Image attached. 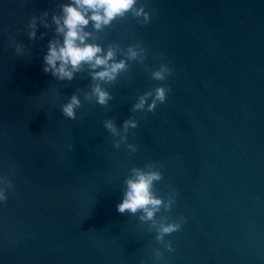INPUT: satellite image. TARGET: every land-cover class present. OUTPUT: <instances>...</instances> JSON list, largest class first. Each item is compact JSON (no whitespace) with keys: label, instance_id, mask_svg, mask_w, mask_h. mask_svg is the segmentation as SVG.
<instances>
[{"label":"water","instance_id":"obj_1","mask_svg":"<svg viewBox=\"0 0 264 264\" xmlns=\"http://www.w3.org/2000/svg\"><path fill=\"white\" fill-rule=\"evenodd\" d=\"M63 2L0 0V174L15 186L0 204V264H264V0H139L148 24L129 14L97 34L105 49L148 50L105 85L107 107L84 100L86 74L68 82L43 71L51 30L27 36L30 15ZM162 62L174 73L155 81ZM161 85L171 91L154 113L131 111ZM73 93L75 121L60 111ZM129 118L138 127L115 149L103 121L123 132ZM149 163L163 173L155 194L175 200L157 221L182 225L164 238L172 251L151 222L116 208L130 169Z\"/></svg>","mask_w":264,"mask_h":264},{"label":"clouds","instance_id":"obj_2","mask_svg":"<svg viewBox=\"0 0 264 264\" xmlns=\"http://www.w3.org/2000/svg\"><path fill=\"white\" fill-rule=\"evenodd\" d=\"M28 0H24L27 3ZM139 0H66L58 5L59 12L43 11L39 16L30 15L26 22V33L30 41H35L39 26L52 31L53 35L47 43V51L43 55V71L51 73L58 81L72 82L77 74H86L91 80L90 90L84 92V100L94 101L96 104L107 107L113 99L105 85L114 84L122 75L127 74L130 62L144 65L148 50L142 42L127 46L126 50L120 45H109L105 49L97 42L99 33L123 20L129 14L142 24H148L151 15L145 6L137 7ZM48 33L40 34L43 39ZM8 46L14 49L17 56L27 55L31 59L30 51L25 45L17 43L15 38L9 40ZM174 73V68L167 63H160L159 67L150 71V78L155 81H165ZM77 89V92H80ZM170 88L161 85L138 95L132 112L154 113L158 105L166 102ZM82 107L80 96L73 93L66 103L61 104L62 115L71 120H77V110ZM104 128L113 136V147L119 149L122 142L128 139L129 129L138 127V122L132 118L123 122L122 129L117 128L115 121L105 119ZM131 152L137 150L134 144H127ZM15 175V168L9 169ZM130 176L125 180V189L121 202L116 205L118 213L137 215L139 220L156 229V240L163 244L168 251H172L170 242L164 238L173 232L179 231L181 222H167V218L157 221V213L161 209L170 211L175 203L174 198L165 201L154 192L156 182L163 179V173L154 164L149 163L145 168L133 167ZM15 191V186L9 176L0 174V204H6L8 192ZM159 257V250L155 252Z\"/></svg>","mask_w":264,"mask_h":264}]
</instances>
